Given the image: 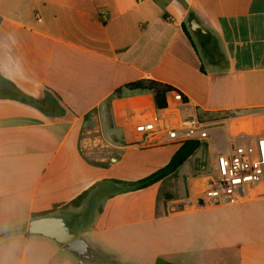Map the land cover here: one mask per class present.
<instances>
[{
    "label": "crops",
    "instance_id": "obj_1",
    "mask_svg": "<svg viewBox=\"0 0 264 264\" xmlns=\"http://www.w3.org/2000/svg\"><path fill=\"white\" fill-rule=\"evenodd\" d=\"M193 19L202 29H192ZM144 79L171 86L208 117L234 115L214 118L176 172L138 189L132 184L166 167L179 148L136 132L164 115L152 93L124 90ZM15 91L27 102L10 97ZM258 135L264 0H0V264H104L76 261L63 244L29 232L33 214L54 208L99 259L264 264V234L233 243L230 233L207 234L189 218L213 208L264 223V183L250 200L217 207L187 200L205 188L203 174L194 190V178H185L186 196L165 189L210 144L217 156L236 137L252 143ZM132 188L145 195L132 201Z\"/></svg>",
    "mask_w": 264,
    "mask_h": 264
},
{
    "label": "built area",
    "instance_id": "obj_2",
    "mask_svg": "<svg viewBox=\"0 0 264 264\" xmlns=\"http://www.w3.org/2000/svg\"><path fill=\"white\" fill-rule=\"evenodd\" d=\"M163 116L154 115L137 124L135 130L145 136L148 144L180 145L187 141H205L217 120L200 118L196 109L177 90L169 93ZM245 137H236L225 152H219L214 164V176L202 177L206 186L188 200L210 206H227L250 200L255 190L264 183V135L252 143H241Z\"/></svg>",
    "mask_w": 264,
    "mask_h": 264
},
{
    "label": "rangeland",
    "instance_id": "obj_3",
    "mask_svg": "<svg viewBox=\"0 0 264 264\" xmlns=\"http://www.w3.org/2000/svg\"><path fill=\"white\" fill-rule=\"evenodd\" d=\"M199 47H201V39L197 38L196 40ZM210 142V140H208ZM242 143V142H241ZM213 145H209V151L207 156V162L204 164L206 166L205 170L199 171L195 167V160L196 156H194L186 165V167L179 173L175 174V176L170 177L168 181L165 183V189L166 191L170 192H176L177 190L180 192L181 196H186L187 191L185 187V178L190 177L194 178L197 177V175L203 174L204 176H214V164L216 162V156L213 152ZM132 156H135L133 152H131ZM195 179V180H194ZM190 181L189 188L190 190H194V186H196V183L199 182L200 179L194 178ZM139 191L131 190L130 192V199L133 200H140L145 193L141 192L137 194ZM155 199V197H154ZM188 200V198H187ZM100 202H103V200H100ZM189 218L199 220L195 224V228H202L204 232L207 234H223L224 232L230 233L232 236L236 238V240L233 243L238 242H245L249 240L250 235L251 236H259L264 234V223H261V219L251 221V220H243L240 216H238L235 213H230L228 209H206L202 213H199L197 215H193ZM257 218V217H256ZM205 220V221H203ZM211 221V228L207 225L203 224V222ZM197 232H201L202 230H196ZM233 251V250H231ZM230 251V252H231ZM74 258V260L79 261V258L71 254ZM116 259V258H115ZM234 264V261L232 262Z\"/></svg>",
    "mask_w": 264,
    "mask_h": 264
},
{
    "label": "trees",
    "instance_id": "obj_4",
    "mask_svg": "<svg viewBox=\"0 0 264 264\" xmlns=\"http://www.w3.org/2000/svg\"><path fill=\"white\" fill-rule=\"evenodd\" d=\"M193 15H190V18H192ZM184 30L185 26H184ZM124 90H126L129 93H152L155 97V103L159 110H164L167 107V95L172 92L174 89L166 84H163L161 82L150 80V79H144L139 80L133 83H130L124 87ZM118 97L122 95V90L118 91L116 93ZM16 100L27 102L28 98L24 95H22L20 92H14L10 96ZM198 115L200 118H204L207 116V114L202 113L199 109H197ZM234 115L233 113H227V114H209V117L214 118H222L226 119L230 116ZM202 142L200 141H187L180 145H177L179 148L176 151V153L173 155L171 161L169 164L162 168L161 170L157 171L156 173L152 174L151 176L141 180L140 182H137L135 184H132L133 186H136L138 189L149 187L152 184L157 183L158 181L162 180L164 177L168 176L169 174H172L176 172L190 157H192L196 151H198L202 147ZM88 192H83L81 195H79L76 199H74L70 205L73 207H79L82 202L86 199ZM202 204H200L201 206ZM56 209L54 208L51 211L33 214L32 219L45 217V216H51L55 215ZM97 262H101L104 264H121L119 263L114 256L108 255V254H101V257ZM155 264H173L163 258H159Z\"/></svg>",
    "mask_w": 264,
    "mask_h": 264
},
{
    "label": "water",
    "instance_id": "obj_5",
    "mask_svg": "<svg viewBox=\"0 0 264 264\" xmlns=\"http://www.w3.org/2000/svg\"><path fill=\"white\" fill-rule=\"evenodd\" d=\"M192 29H202V25L199 24L196 19H193ZM206 150L205 148L203 157L196 161L195 166L198 170L206 169L204 165L201 166V164H204L207 160ZM29 232L63 244L69 253L76 255L82 261H96L99 259L98 253L85 239L72 232L70 224L62 216L51 215L32 219L29 225Z\"/></svg>",
    "mask_w": 264,
    "mask_h": 264
}]
</instances>
